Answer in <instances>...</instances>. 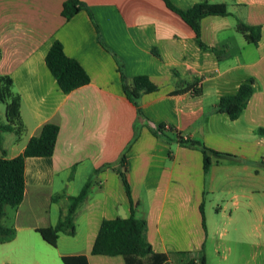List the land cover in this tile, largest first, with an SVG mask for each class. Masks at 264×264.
Instances as JSON below:
<instances>
[{"label":"crops","instance_id":"obj_1","mask_svg":"<svg viewBox=\"0 0 264 264\" xmlns=\"http://www.w3.org/2000/svg\"><path fill=\"white\" fill-rule=\"evenodd\" d=\"M169 1L183 10L199 1L225 4L230 15L199 21L200 41L219 54L202 48L163 0H83L68 19L65 0H0V75L13 82L22 121L19 135L2 132L5 156L21 154L45 123L58 126L53 153L24 160L22 201L0 220L16 231L0 243V264H63V255L74 254L88 264H125L90 254L101 221L130 214L114 170L92 178L74 235L59 233L51 246L36 231L55 224L66 195L78 194L94 169L119 168L123 153L143 236L169 264L201 253L206 264H264V0ZM236 18L260 27L256 43L236 30ZM55 40L89 77L68 93L45 63ZM136 76L147 84L137 87ZM250 78L239 116L218 111L220 96ZM0 116L4 122V105ZM182 134L194 146L181 143ZM198 145L222 153L210 154L207 171Z\"/></svg>","mask_w":264,"mask_h":264},{"label":"trees","instance_id":"obj_2","mask_svg":"<svg viewBox=\"0 0 264 264\" xmlns=\"http://www.w3.org/2000/svg\"><path fill=\"white\" fill-rule=\"evenodd\" d=\"M168 8L175 11L181 18L193 29L199 45L204 49H211L219 54L218 50L208 47L199 39V21L201 18L210 15L226 16L230 15L224 3H215L209 1H199L194 3L188 9H180L174 6L169 0H163ZM84 6L83 0H65L62 5L61 14L66 19L72 17ZM235 28L242 33L245 39L250 43H256L260 37V27L248 25L240 19L235 20ZM45 63L57 81L58 86L64 93L85 85L89 77L80 64L68 57L63 50L62 44L55 40L52 42L45 55ZM118 70L123 78V66L117 60ZM148 80L145 76H136L134 83L137 87H143ZM253 80L247 79L240 83L236 92L220 96L217 102V110L226 113L230 119H235L244 109L249 97L252 94ZM193 94L199 91L193 90ZM0 103L4 105L5 121L0 122V220L5 214L6 207H16L23 198L24 194V160L29 156H49L53 153L58 126L54 123H45L38 135L32 136L23 152L15 157L5 156V150L2 147V132L13 131L19 135L22 130V121L20 118V97L13 89V82L9 76L0 75ZM161 131L162 126L157 127ZM153 132H156L153 130ZM181 143L194 142L186 141L179 135ZM183 138V139H182ZM203 153V170L207 171L211 158L210 154L220 156L222 153L198 145ZM123 169H122V168ZM125 155L121 154L119 158V168H114L111 164H104L92 171L91 175L83 184L81 190L76 195H66L67 204L60 207L59 216L55 224L37 228L36 231L51 246H56L59 233L74 235L75 233V215L77 208L88 195L91 180L99 171L104 168L116 171L122 184L125 187L126 194L130 200V214L128 217H115L112 219H103L100 223L98 232L91 246V255L103 256H121L125 264H169L166 256L162 253L153 251L150 243L143 236L145 218L137 214V203L133 204L130 194V186L125 174ZM52 196V200L60 197ZM202 225L205 226L203 205L200 207ZM15 229L7 226L0 221V243L10 241L15 236ZM63 264H88L85 254L63 255L61 257ZM186 264H206L203 253L197 258H191Z\"/></svg>","mask_w":264,"mask_h":264},{"label":"rangeland","instance_id":"obj_3","mask_svg":"<svg viewBox=\"0 0 264 264\" xmlns=\"http://www.w3.org/2000/svg\"><path fill=\"white\" fill-rule=\"evenodd\" d=\"M3 108V104L2 103H0V109H2ZM3 120V117H1L0 116V122ZM209 264H211V262H209Z\"/></svg>","mask_w":264,"mask_h":264},{"label":"built area","instance_id":"obj_4","mask_svg":"<svg viewBox=\"0 0 264 264\" xmlns=\"http://www.w3.org/2000/svg\"><path fill=\"white\" fill-rule=\"evenodd\" d=\"M183 138H187V135L186 134H182L181 135Z\"/></svg>","mask_w":264,"mask_h":264}]
</instances>
